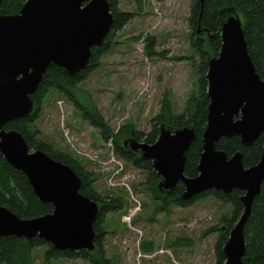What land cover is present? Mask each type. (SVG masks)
Segmentation results:
<instances>
[{
  "label": "water",
  "instance_id": "95a60500",
  "mask_svg": "<svg viewBox=\"0 0 264 264\" xmlns=\"http://www.w3.org/2000/svg\"><path fill=\"white\" fill-rule=\"evenodd\" d=\"M203 2L199 0L201 6ZM113 21L108 0H26L17 13H0V153L26 176L35 196L52 205L50 213L27 219L0 205V236H38L58 250L95 247L93 224L99 207L80 193L79 176L43 151L29 149L19 131L4 126L32 112L31 95L51 65L62 67L69 75L85 70L92 49L104 43ZM199 29L200 23L197 32ZM201 31L214 36L206 28ZM216 35L220 48L208 60L205 74L208 105L197 175L183 173L186 152L195 139L191 125L172 129L161 124L154 143L128 138L123 145L151 160L163 191L179 182L184 185V199L208 189L242 191L243 210L223 253L224 264H243L244 226L264 184V143L259 161L249 167L243 165L240 151L227 157L216 144L222 138L238 136L243 145L250 146L264 134V79L248 53L238 10L219 11Z\"/></svg>",
  "mask_w": 264,
  "mask_h": 264
},
{
  "label": "rangeland",
  "instance_id": "374dc122",
  "mask_svg": "<svg viewBox=\"0 0 264 264\" xmlns=\"http://www.w3.org/2000/svg\"><path fill=\"white\" fill-rule=\"evenodd\" d=\"M117 1L118 10L131 12L132 19L115 33L98 65L78 85L90 92L111 130L132 125L146 132L164 95L179 114L197 92L200 58L190 46V0H138L141 6L137 0ZM147 35L154 36L151 57L143 51ZM136 36L141 38L131 39ZM34 128L53 149L69 153L92 172L97 193L124 202L121 210L106 215L104 224L103 248L115 264H214L217 232L207 229L229 216L228 205L208 197L186 207L156 210L158 204L141 185L144 174L118 156L111 139L103 138L53 89ZM142 241L146 248L150 242L152 250L142 249ZM43 249L35 250V264H89L79 258L45 262Z\"/></svg>",
  "mask_w": 264,
  "mask_h": 264
},
{
  "label": "trees",
  "instance_id": "16d2710c",
  "mask_svg": "<svg viewBox=\"0 0 264 264\" xmlns=\"http://www.w3.org/2000/svg\"><path fill=\"white\" fill-rule=\"evenodd\" d=\"M26 0H1L0 13H17ZM110 11L114 16L112 28L99 47L92 49V60L87 69L76 75H69L62 67L51 65L43 75L38 89L31 95L34 102L32 112L23 118L15 119L6 123V129L19 131L25 138L29 149L41 150L51 158L67 164L79 176L81 180L80 193L95 201L99 207L98 216L93 224L96 233L92 250H58L49 242L35 236L31 239L16 236H0V264H35V250L44 247L43 260L48 262L60 258H79L89 264H115L112 257L105 254L103 236L107 232L104 228L106 215L114 213L123 208L124 202L120 197H109L100 195L93 186L92 172L86 171L78 160L69 153L53 149L49 142L39 138L34 122L42 110L44 99L50 89L61 93L79 113L93 127L99 129L100 134L107 140L111 139L115 153L124 160L131 162L145 176L141 184L150 195V198L158 205L156 210L167 211L169 207H186L197 200L211 197L222 205L230 207V214L227 217H220L217 223L208 228L207 231H216L217 239L214 245V264H224L223 253L224 243L230 230L239 219L243 205L240 196L243 194L238 189L224 193L215 189H208L188 199L182 198L184 185L178 183L172 190L163 191L159 189L160 177L154 170L151 160L142 159L139 153L130 151L123 145L128 138H135L149 144L155 142L159 134L161 124L174 129L191 125L195 132V139L186 152L184 175L195 177L197 175V163L202 151V134L206 127V114L208 97L206 95L207 82L205 74L208 60L216 56L220 48V40L217 37L219 11L225 8H234L242 15L244 38L247 50L251 56L253 65L260 78L264 79V0H204L201 6L199 0H190L188 20L191 27L190 46L198 54V87L197 92L192 93L185 110L181 113H174L171 107V100L167 95L161 99L158 113L152 117L151 128L146 132L135 129L132 125L120 126L117 130H111L103 115L97 108L90 92L78 83H81L86 76L98 65V59L109 49L115 33L120 30L131 19V12L118 10L117 0H108ZM137 5L141 6L137 0ZM200 23V31L197 32V25ZM206 28L214 36L207 37L201 29ZM140 36L131 39H140ZM154 36L147 35L144 38L143 51L147 57L154 53ZM190 58V57H189ZM166 94V93H165ZM264 134L255 139L250 146L241 143L238 136L222 138L216 148L223 150L229 157L237 151L242 154V162L245 167L256 164L262 153ZM0 205L6 207L21 219L33 218L50 213L52 205L40 201L32 191L26 176L19 170L9 165L0 153ZM245 252L242 257L243 264H264V185L261 186L259 194L251 205L249 217L244 226ZM176 239L174 242L177 243ZM148 247L142 241L141 248L151 251L150 242ZM177 245V244H176ZM144 249V251H146Z\"/></svg>",
  "mask_w": 264,
  "mask_h": 264
},
{
  "label": "flooded vegetation",
  "instance_id": "af4514ba",
  "mask_svg": "<svg viewBox=\"0 0 264 264\" xmlns=\"http://www.w3.org/2000/svg\"><path fill=\"white\" fill-rule=\"evenodd\" d=\"M218 149V148H217ZM228 157V156H227ZM186 160V159H185ZM183 173H184V170H183ZM262 185H264V184H262ZM194 197V196H193Z\"/></svg>",
  "mask_w": 264,
  "mask_h": 264
}]
</instances>
